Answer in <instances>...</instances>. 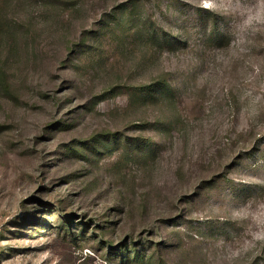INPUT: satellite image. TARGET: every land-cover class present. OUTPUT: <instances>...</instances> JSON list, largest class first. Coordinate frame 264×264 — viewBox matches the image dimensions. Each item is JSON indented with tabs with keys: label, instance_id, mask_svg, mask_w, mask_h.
<instances>
[{
	"label": "rangeland",
	"instance_id": "rangeland-1",
	"mask_svg": "<svg viewBox=\"0 0 264 264\" xmlns=\"http://www.w3.org/2000/svg\"><path fill=\"white\" fill-rule=\"evenodd\" d=\"M0 264H264V0H0Z\"/></svg>",
	"mask_w": 264,
	"mask_h": 264
}]
</instances>
